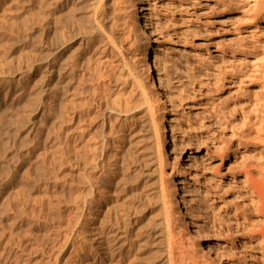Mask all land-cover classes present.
Wrapping results in <instances>:
<instances>
[{"label": "bare ground", "instance_id": "obj_1", "mask_svg": "<svg viewBox=\"0 0 264 264\" xmlns=\"http://www.w3.org/2000/svg\"><path fill=\"white\" fill-rule=\"evenodd\" d=\"M9 1L12 8L2 6L10 13L1 16L12 33L0 40V137L14 139L15 151L0 203L19 197L26 204L32 186H40L31 177H49L44 165L51 160L57 216H69L74 264H203L198 239L211 241L225 229L215 222L221 217L212 200L222 175L204 178L215 190L208 200L214 224L201 225L185 199L187 169L170 167L183 142L173 131L169 73H160L152 58L157 38L145 12L149 0ZM254 6L252 18L260 24L264 0ZM257 131L263 145L264 111ZM259 170L264 185V166ZM207 244V253L220 260L221 246Z\"/></svg>", "mask_w": 264, "mask_h": 264}, {"label": "rangeland", "instance_id": "obj_2", "mask_svg": "<svg viewBox=\"0 0 264 264\" xmlns=\"http://www.w3.org/2000/svg\"><path fill=\"white\" fill-rule=\"evenodd\" d=\"M255 1L149 0L146 5L149 8L145 10L148 19L154 23L152 36L157 38L152 58L158 71L165 73L167 70L171 80L167 82V87L173 92L172 97L174 95V107L171 105V115L175 118L173 131L183 142L182 154L178 159L171 155L170 167L173 166L175 171L187 169L185 177L189 189L185 192V199L201 225L206 222L211 226L214 224L208 200L215 190L214 187L207 189L210 183L204 178L212 172L222 175L217 176L218 180L221 177L220 190L212 200L221 217L215 222L220 228L219 220L222 221L225 229L222 233H215L216 236L208 242L215 246L216 251V247L221 246L224 255L215 261V254L211 256L207 253V239H198L197 247L203 264H264L262 203H257L259 193L264 198V185L260 182L263 175L259 170L264 166V144L255 139L264 111V20L259 24L252 18L256 11ZM2 5L10 9L14 4L9 0H0V40L4 41L12 32L9 23L5 21L3 24L2 17L10 11L7 12ZM140 37L142 42L144 36ZM33 126L31 135L36 136L37 125ZM7 140L0 137V188L10 176L8 170L11 169V158L15 151L14 144L11 147L14 139L10 140L11 143ZM6 145L10 146L7 152ZM26 153L23 155L31 154L30 151ZM18 158L22 159V156ZM172 159L176 160V165ZM49 161L44 165L49 177L39 172H36L35 178L31 177L40 185L39 189L32 186L29 190L34 196L28 199H33L32 203L30 200L26 202L28 206L22 204L17 195L18 199L5 197L1 200L0 264H74L72 227L68 225V214L63 213L62 219L58 211L55 171ZM196 171L199 175L194 181ZM40 181L48 187L41 185ZM50 192L55 194L52 195L55 196L53 199ZM58 212L60 214L57 216ZM54 217L61 218L63 223L60 225L66 223L61 227L56 224L60 219ZM185 218L189 221L187 216ZM191 225L187 233L194 235Z\"/></svg>", "mask_w": 264, "mask_h": 264}]
</instances>
